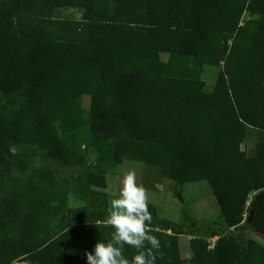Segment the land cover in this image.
<instances>
[{"label":"trees","instance_id":"16d2710c","mask_svg":"<svg viewBox=\"0 0 264 264\" xmlns=\"http://www.w3.org/2000/svg\"><path fill=\"white\" fill-rule=\"evenodd\" d=\"M64 6L81 19L54 18ZM206 66L218 68L210 90ZM39 154L80 168L137 161L176 187L206 182L218 215L203 227L147 202L155 264H264V244L239 233L264 236V0H0V264H87L115 232L107 170H85L70 194L73 178ZM150 249L125 244L122 255L131 264Z\"/></svg>","mask_w":264,"mask_h":264},{"label":"rangeland","instance_id":"374dc122","mask_svg":"<svg viewBox=\"0 0 264 264\" xmlns=\"http://www.w3.org/2000/svg\"><path fill=\"white\" fill-rule=\"evenodd\" d=\"M80 9L72 6H64L56 8L53 12V17L65 22H78L81 19ZM247 12L243 14L242 21L248 19ZM162 59H166V54H162ZM218 73V68L204 67L203 79L206 81L205 88L210 90L214 84L215 78ZM78 103L81 109V115L85 121L89 111V97L81 96L78 98ZM82 137H87V133L83 132ZM249 142L253 144L252 137H249ZM84 145L80 144V151H82ZM242 149L248 150L246 144L241 145ZM81 153V152H80ZM37 163L39 165H48L52 169H58V175L60 177L73 178L72 180L64 181V185L70 194L77 188L75 178L79 174H83L85 170L95 171L99 168H106L107 174L105 176V188L110 202L113 199L119 198V190L122 185V181L125 175L129 171L136 172V180L139 185H142L146 191L147 202L156 206L157 215L162 218H167L175 222H180L185 226H197L203 227L208 221L212 220L218 215V207L216 201L211 193V190L206 182L187 183L181 186H175L172 181L167 179H161L157 175L155 167L143 164L137 161L124 160L118 164H113L105 167L103 164L98 163L93 157L86 159L87 168H80L78 166L71 165H58L51 163L48 160L42 158L40 154L37 156ZM251 197L247 201V205L250 204ZM247 216H245L244 221ZM75 226V223H72ZM145 229H147L145 227ZM241 237H251L256 241L264 244V236L256 234L249 229L241 228L239 230ZM191 238L190 235L182 234L178 236L179 245L182 256H188V241ZM216 238L208 239L209 245H214Z\"/></svg>","mask_w":264,"mask_h":264},{"label":"clouds","instance_id":"9594fccd","mask_svg":"<svg viewBox=\"0 0 264 264\" xmlns=\"http://www.w3.org/2000/svg\"><path fill=\"white\" fill-rule=\"evenodd\" d=\"M136 175L135 171L125 175L119 198L110 202L107 223L115 229L111 241H98L92 251L86 252L87 264H129L122 255L123 245L141 249L145 241L151 249L135 255L131 264H155L156 256L152 250L159 251L160 242L146 233L145 225L152 221V216L148 211L146 191L137 183Z\"/></svg>","mask_w":264,"mask_h":264},{"label":"water","instance_id":"95a60500","mask_svg":"<svg viewBox=\"0 0 264 264\" xmlns=\"http://www.w3.org/2000/svg\"><path fill=\"white\" fill-rule=\"evenodd\" d=\"M254 211H255V209H252V210L249 212L248 217H247V222H250V221H251V219H252V217H253V214H254Z\"/></svg>","mask_w":264,"mask_h":264},{"label":"crops","instance_id":"0c3cea01","mask_svg":"<svg viewBox=\"0 0 264 264\" xmlns=\"http://www.w3.org/2000/svg\"><path fill=\"white\" fill-rule=\"evenodd\" d=\"M247 147H248V150L250 151L251 148H252V145H251L250 142L247 144ZM256 194H257V192H253V193H251V195H250L249 197H251V199H252V197H253L254 195H256Z\"/></svg>","mask_w":264,"mask_h":264}]
</instances>
